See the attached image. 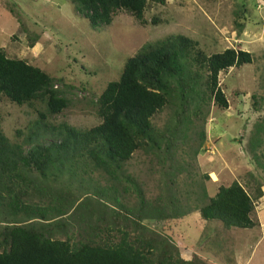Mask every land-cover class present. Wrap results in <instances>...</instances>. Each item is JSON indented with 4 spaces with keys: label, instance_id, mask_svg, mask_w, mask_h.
Returning <instances> with one entry per match:
<instances>
[{
    "label": "rangeland",
    "instance_id": "rangeland-1",
    "mask_svg": "<svg viewBox=\"0 0 264 264\" xmlns=\"http://www.w3.org/2000/svg\"><path fill=\"white\" fill-rule=\"evenodd\" d=\"M143 14L146 24L120 11L94 29L70 0H0V48L58 79L55 87L67 99L51 114L40 99L17 105L1 97L0 131L25 153L57 141L53 127L60 123L81 130L99 124L100 93L147 42L181 34L206 55L234 48L252 56L218 73L226 109L213 102L206 71L193 66L200 74L193 103L169 97L151 118L154 141L145 140L115 175L78 151L71 163L50 169L53 177L29 173L26 199L55 206L40 222L54 223L51 235L72 247L117 242L123 232L106 224L110 209H118L129 219L141 215L148 228L143 239L163 236L183 261L264 264V0H165L148 3ZM233 181L252 200L251 228H227L197 210ZM132 185L149 207L141 213ZM115 222L129 240L138 236L127 220Z\"/></svg>",
    "mask_w": 264,
    "mask_h": 264
},
{
    "label": "trees",
    "instance_id": "trees-1",
    "mask_svg": "<svg viewBox=\"0 0 264 264\" xmlns=\"http://www.w3.org/2000/svg\"><path fill=\"white\" fill-rule=\"evenodd\" d=\"M70 2L76 13L95 29L110 24L120 11L146 24L145 6L148 3L163 5L165 0ZM151 22L155 23V20ZM197 45L196 41L181 34L143 44L126 59L118 79L109 81L100 93L97 104L101 122L96 126L81 130L60 123L53 127L57 141L48 146L33 145L26 153L21 145L10 143L0 131V221L6 223L0 229V264H198L183 261L178 248H168L169 240L161 235L152 234L143 239L148 228L140 223L142 216L129 219L118 209H110L111 222L106 224L108 231L118 229L123 232L117 242L108 245L80 243L72 247L67 240L51 235V228H57L54 223L51 226L48 222H40L55 206L39 205L26 199L29 173L38 170L45 180L53 177L50 169H58L64 162L71 163L78 151L87 154L96 168L115 175L145 140L154 141L151 118L169 97L177 96L184 104L193 103L192 94L197 84L200 86V69L207 73L205 85L213 102L226 109L228 104L218 85V73L249 63L252 56L234 48L206 55ZM193 66L198 70H192ZM56 81L58 79L37 66L22 59L8 58L0 48V99L5 96L17 105H31L40 99L45 102L47 112L56 114L67 106V99L55 87ZM40 115L44 117V114ZM132 187L141 213L149 208L146 207L148 204L141 190ZM197 210L202 219L219 220L227 228H251L254 225L250 216L252 200L236 181L220 186ZM18 217H23L26 222L17 224ZM118 219L127 220L139 238L129 240L128 233L115 225Z\"/></svg>",
    "mask_w": 264,
    "mask_h": 264
}]
</instances>
